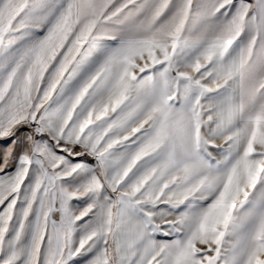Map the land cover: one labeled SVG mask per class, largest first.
Returning <instances> with one entry per match:
<instances>
[{
	"label": "snow or ice",
	"instance_id": "6c2138e0",
	"mask_svg": "<svg viewBox=\"0 0 264 264\" xmlns=\"http://www.w3.org/2000/svg\"><path fill=\"white\" fill-rule=\"evenodd\" d=\"M0 264H264V0H0Z\"/></svg>",
	"mask_w": 264,
	"mask_h": 264
}]
</instances>
